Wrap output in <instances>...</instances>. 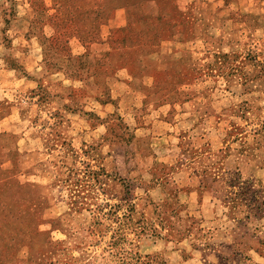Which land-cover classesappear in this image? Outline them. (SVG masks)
Wrapping results in <instances>:
<instances>
[{"label":"rangeland","instance_id":"obj_1","mask_svg":"<svg viewBox=\"0 0 264 264\" xmlns=\"http://www.w3.org/2000/svg\"><path fill=\"white\" fill-rule=\"evenodd\" d=\"M70 1L0 3V264H264V0Z\"/></svg>","mask_w":264,"mask_h":264},{"label":"trees","instance_id":"obj_2","mask_svg":"<svg viewBox=\"0 0 264 264\" xmlns=\"http://www.w3.org/2000/svg\"><path fill=\"white\" fill-rule=\"evenodd\" d=\"M32 2H36V0H32ZM53 3H67V2H71L70 0H52ZM73 2V1H72ZM98 2V1H97ZM98 8V7H97ZM148 8V7H147ZM151 8V7H150ZM99 10V9H97ZM153 11H150L149 14H152Z\"/></svg>","mask_w":264,"mask_h":264},{"label":"crops","instance_id":"obj_3","mask_svg":"<svg viewBox=\"0 0 264 264\" xmlns=\"http://www.w3.org/2000/svg\"><path fill=\"white\" fill-rule=\"evenodd\" d=\"M6 2H10V0H0L1 4L6 3Z\"/></svg>","mask_w":264,"mask_h":264}]
</instances>
